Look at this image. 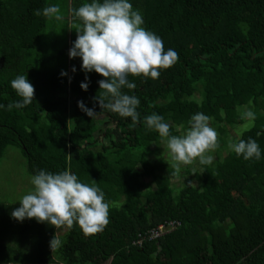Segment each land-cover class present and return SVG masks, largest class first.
Segmentation results:
<instances>
[{
	"label": "trees",
	"instance_id": "1",
	"mask_svg": "<svg viewBox=\"0 0 264 264\" xmlns=\"http://www.w3.org/2000/svg\"><path fill=\"white\" fill-rule=\"evenodd\" d=\"M130 2L143 17L142 27L178 55L156 79L128 76L136 87L121 92L140 101L135 123L99 106L95 98L103 90L97 81L103 77L82 71L81 60L75 72L39 70L34 50L48 17L35 10L48 7V0H0V104L21 99L9 83L18 74L34 86L27 106L0 109V158L9 146L17 147L31 175L70 170L80 181L98 185L109 203L102 231L86 236L74 222L66 225L64 237L57 234L62 226L35 218L16 229L3 207L0 241L19 232L21 254L28 241L23 236L39 233L38 264H264V106H256L252 127L234 138L256 140L262 158L244 160L232 151L224 161L205 165L199 186L186 183L178 195L152 162L162 139L143 122L155 112L179 135L177 128H186L189 117L201 112L226 133L225 123L244 121L242 106L264 101V0ZM72 4L75 9L83 3ZM85 76L86 91L80 87ZM77 101L95 113L87 116ZM101 115L110 127L100 128ZM171 219L181 226L141 247L131 244L139 233ZM53 236L63 239L52 250Z\"/></svg>",
	"mask_w": 264,
	"mask_h": 264
},
{
	"label": "clouds",
	"instance_id": "2",
	"mask_svg": "<svg viewBox=\"0 0 264 264\" xmlns=\"http://www.w3.org/2000/svg\"><path fill=\"white\" fill-rule=\"evenodd\" d=\"M82 25L76 28V39L69 49V58H81V70L85 73L95 71L103 78L97 81L100 96L95 99L100 107L106 108L121 117H130L135 123L139 113L136 111L140 101L135 95L121 92L122 87L133 89L135 83L128 76L156 79L160 70L171 67L178 55L172 48L164 49L162 39L146 30L143 17L133 9L130 0H91L71 10ZM36 15L61 19L57 5H49L43 10H35ZM72 71L76 68L73 66ZM61 76L67 75L61 70ZM88 79L80 83L87 90ZM11 88L21 99L0 104V109L19 110L31 103L34 86L26 75L18 74L10 82ZM77 106L91 117L95 111L77 101ZM240 119L254 122L256 113L248 106H242ZM210 117L196 112L189 117L187 127L181 134L172 135L170 124L160 114L152 113L144 117L147 130L156 131L165 143L168 155L176 166L191 164L198 159L202 165L211 164L213 156L208 154L219 147L218 133L209 121ZM180 132V128H177ZM260 133L258 132L257 135ZM229 150L244 160H260L261 149L251 137L246 141L229 140ZM32 190L22 195L19 207L10 213L17 221L35 218L37 222H47L56 227L71 226L76 222L84 235L102 231L108 223L109 203L104 192L96 184L80 181L75 172L64 170L49 172L39 169L30 178ZM61 246V241L53 236L51 249Z\"/></svg>",
	"mask_w": 264,
	"mask_h": 264
},
{
	"label": "rangeland",
	"instance_id": "3",
	"mask_svg": "<svg viewBox=\"0 0 264 264\" xmlns=\"http://www.w3.org/2000/svg\"><path fill=\"white\" fill-rule=\"evenodd\" d=\"M85 3H90L91 0H84ZM50 5H57L60 9L61 19L49 18L47 21V27L40 38L36 49L34 50L35 59L38 60L39 70H56L69 68L72 70L73 66L75 68L80 63L81 58H69L68 52L73 42V38L76 37V28L82 25V22L74 17L72 13V5L68 0H48ZM83 3V0H80ZM68 97L73 100V96L68 93ZM246 106L251 108L253 111L256 106H264V101L259 100L257 103H249ZM243 108L241 109V112ZM98 124L100 128H107L111 126L109 121H106L105 115L97 116ZM106 121V122H105ZM210 125L216 129L218 136L219 147L211 150L208 154L213 156V161L215 162L224 161L231 150L228 148L229 140H233L236 137H240L242 133L252 127L253 122L244 120L241 124H236L231 127L229 124L225 123L226 133H221L218 131L217 127L209 121ZM188 126V125H187ZM180 128V134L183 131V127ZM154 148L158 151L153 155L152 162L159 167L158 170L161 173L167 174L170 177V187L175 195H178L181 188L186 183H192L196 186L200 185V176L202 171L205 169V165H202L198 159H195L191 164H181L179 167L176 166L168 155V151L165 147V143L162 140L159 145H154ZM31 174L27 169V159L23 156L21 150L14 146H9L6 150L5 155L0 158V209L5 208V213L9 211V214L14 208L19 207V201H17L22 195L26 194L28 191L32 190V185L30 184ZM151 181V177L146 178ZM154 186V184H153ZM0 219V228L2 224ZM5 221V220H4ZM9 222L12 227L18 229V224L24 223V220L17 221L11 216ZM45 224V223H44ZM66 225L58 229L57 234L64 237L66 234ZM37 235H26L25 239V249L20 254V233L15 235L6 236L3 241H1V246L6 245L7 255L3 258L0 257V264H38V259L41 256L40 249L37 242ZM58 236V235H57ZM3 237V236H2ZM58 238L59 240L63 239ZM53 237H50V240ZM13 248V250L11 249ZM12 254L13 258H18V260L10 259L9 254ZM51 251H45L44 255H50ZM3 255V254H2ZM53 256V255H51ZM6 257V258H5ZM8 259V261H7ZM59 260L57 263L59 264ZM108 264V263H104Z\"/></svg>",
	"mask_w": 264,
	"mask_h": 264
},
{
	"label": "built area",
	"instance_id": "4",
	"mask_svg": "<svg viewBox=\"0 0 264 264\" xmlns=\"http://www.w3.org/2000/svg\"><path fill=\"white\" fill-rule=\"evenodd\" d=\"M181 226L179 220H167L163 223H160L156 227L150 228L145 232L139 233L132 241L133 246L141 247L146 242L158 240L166 234L171 233L172 231L178 229Z\"/></svg>",
	"mask_w": 264,
	"mask_h": 264
},
{
	"label": "crops",
	"instance_id": "5",
	"mask_svg": "<svg viewBox=\"0 0 264 264\" xmlns=\"http://www.w3.org/2000/svg\"><path fill=\"white\" fill-rule=\"evenodd\" d=\"M69 1V3L71 4V5H73L72 4V2L73 1H77V3H79V4H81L80 3V0H68ZM87 1V0H86ZM89 1V0H88ZM102 1V0H101ZM85 3V1L83 0V4ZM3 241V240H2ZM6 248V245L4 244L3 245V248H2V246H1V241H0V257H4V256H6L7 255V249H5ZM3 254V255H2ZM8 257V256H7ZM6 258V257H5ZM7 261H8V259H7Z\"/></svg>",
	"mask_w": 264,
	"mask_h": 264
}]
</instances>
